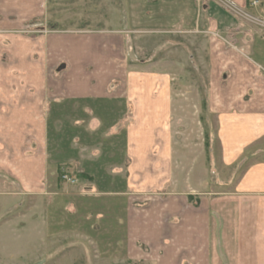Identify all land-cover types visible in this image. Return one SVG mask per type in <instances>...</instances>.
<instances>
[{"label":"crops","instance_id":"0c3cea01","mask_svg":"<svg viewBox=\"0 0 264 264\" xmlns=\"http://www.w3.org/2000/svg\"><path fill=\"white\" fill-rule=\"evenodd\" d=\"M79 1L0 0V176L9 183V189H0L1 222L12 210L13 218L26 209L35 212L38 203L57 201L51 190L55 168L48 159L53 109L68 115L65 106L77 105L87 113L84 107L92 104L104 118L125 101L132 109L123 150L104 174L122 182L117 195L124 203L125 261L264 264V160L249 163L264 156L259 147L264 140V33L236 22L210 0H86L93 2L92 11L85 12ZM230 1L264 13V0L257 8L247 6L248 0ZM101 5H109L112 20L126 21L128 27L91 24L76 31L68 24L81 18L108 20ZM144 21L160 22V52L182 51L185 39L189 52L205 53L221 164L233 172L242 167L231 189L213 191L208 173L210 189L177 185L165 130L169 77L126 73L116 63L122 37L127 42ZM95 123L94 131L106 133L108 126ZM23 221L32 228L20 215L14 220ZM15 239L20 238L12 243Z\"/></svg>","mask_w":264,"mask_h":264},{"label":"rangeland","instance_id":"374dc122","mask_svg":"<svg viewBox=\"0 0 264 264\" xmlns=\"http://www.w3.org/2000/svg\"><path fill=\"white\" fill-rule=\"evenodd\" d=\"M80 1L81 11H92L93 1L85 0L86 5ZM252 1L254 0H248L247 6L257 8L261 5L256 0L258 4L250 6ZM72 2L76 5V0ZM149 6L145 5L143 8L148 10ZM101 7L103 16L108 20L84 21L81 18V21H68V24L76 28V31L87 30L85 27L91 24L96 28H115L120 31L128 27L126 21L124 24L122 20H112L114 16L107 13L109 5ZM120 8L123 9V6ZM219 8L225 11L222 7ZM238 8L254 17V20L264 22V13ZM225 12L236 22L264 33V27L251 21L253 19ZM53 22L58 23L50 21V24ZM86 22L88 23L85 24ZM65 23L63 27H66V21L57 26ZM140 26L139 30H132L134 32L129 35L127 42L122 37L116 63L126 73L168 75L170 117L165 130L173 147L171 167L177 185L179 188L192 186L210 189L204 176L208 173L207 178L213 191L227 187L231 189L242 167L233 172L234 168H226L221 164L216 115L209 110L211 85L208 81L205 53L189 52L185 39H181L182 51L160 52V22L148 24L144 21ZM212 90L214 91V86ZM65 108L68 115L62 114V108L52 110L55 113L51 118L53 124L48 146V159L55 168L51 190L57 194L53 196L57 201L51 200L49 206L38 203L35 212L29 213L26 209L16 214V217L20 215L22 219L30 220L32 228H26L28 223L24 221L15 223L16 217L12 218L13 210L4 215V223L0 219V264H141L124 259L121 221L124 203L123 197L117 195L122 182L107 180L104 175L123 150L124 131L131 121L132 107L122 101L115 107V116L104 118L98 115V107L92 104L84 107V110H88L87 113L83 111L85 116L77 105ZM96 121L103 122V128L108 126L106 133H103L104 130L94 131L97 128L94 127ZM259 147L264 151V140ZM259 156L252 158L249 163L264 160V156ZM64 175L73 183L63 179ZM0 189H9V183L2 176ZM14 238L20 239H15L18 241L12 243Z\"/></svg>","mask_w":264,"mask_h":264},{"label":"built area","instance_id":"2783aa9c","mask_svg":"<svg viewBox=\"0 0 264 264\" xmlns=\"http://www.w3.org/2000/svg\"><path fill=\"white\" fill-rule=\"evenodd\" d=\"M213 1L216 5H218L219 7H222L225 11L229 12L230 14H237L238 16L242 17V18H247L249 20L253 19L252 16L248 15L243 9H240L238 7H236L230 0H210ZM258 2L256 0L250 2V6H255L257 5ZM235 10H237L238 12H235ZM257 24L260 23V26L264 27V22L261 20H251ZM63 179H67L70 183H73L71 180H69L67 178L66 175L62 176Z\"/></svg>","mask_w":264,"mask_h":264}]
</instances>
